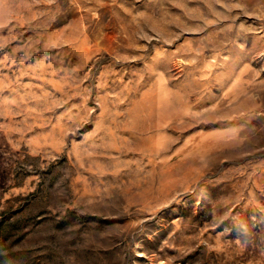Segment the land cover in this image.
Wrapping results in <instances>:
<instances>
[{"label":"rangeland","instance_id":"1","mask_svg":"<svg viewBox=\"0 0 264 264\" xmlns=\"http://www.w3.org/2000/svg\"><path fill=\"white\" fill-rule=\"evenodd\" d=\"M0 264H264V0H0Z\"/></svg>","mask_w":264,"mask_h":264}]
</instances>
